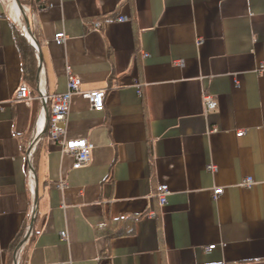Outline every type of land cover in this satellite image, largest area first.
I'll list each match as a JSON object with an SVG mask.
<instances>
[{
  "label": "crops",
  "instance_id": "obj_1",
  "mask_svg": "<svg viewBox=\"0 0 264 264\" xmlns=\"http://www.w3.org/2000/svg\"><path fill=\"white\" fill-rule=\"evenodd\" d=\"M22 1L15 19L0 0V264H264V0ZM71 77L105 92L101 113L73 94L55 125L93 146L79 169L35 138L39 80L53 97Z\"/></svg>",
  "mask_w": 264,
  "mask_h": 264
},
{
  "label": "built area",
  "instance_id": "obj_2",
  "mask_svg": "<svg viewBox=\"0 0 264 264\" xmlns=\"http://www.w3.org/2000/svg\"><path fill=\"white\" fill-rule=\"evenodd\" d=\"M126 21H128V19L123 17L116 19L117 23H123ZM64 41L65 35L62 32L57 33L54 36V43L56 45H62ZM260 69L264 70V66H262ZM73 94H79L83 99H85L90 105V108L93 112L101 113L104 111L105 92L103 90L81 92L79 79L71 77L68 81V91L64 94L52 97L48 96L45 93L42 81L39 80L37 84V95L39 100L42 102L43 108L36 124L37 128L35 138H37L44 132L45 128L49 123V118L47 119V121L45 119L46 111L48 108L50 112V130L52 140L58 142L61 145L63 153L72 156V158L74 159L73 169H79L88 162L93 146L86 139L67 140L65 138L64 130L57 129L55 127L56 123L62 122L66 119V116L69 112L71 97ZM14 97L16 101L28 103L32 98L31 90L25 83L20 84L15 91ZM205 104L207 110H214L216 108V104L209 97L205 98ZM47 115L49 116L48 111ZM236 136L240 138L242 136V133H239ZM33 146L34 144L32 143V145L28 149V158H30L32 155V152L34 150ZM31 180L32 175H30V183ZM252 185L253 181L251 179H245L241 183V186L244 188H250ZM222 194V188L213 191L214 197H218ZM168 195L169 191L167 186L161 184L157 185L156 198L161 206L167 204ZM61 238H65V234H61ZM214 248V245L208 246V248L205 249V252H211Z\"/></svg>",
  "mask_w": 264,
  "mask_h": 264
},
{
  "label": "trees",
  "instance_id": "obj_3",
  "mask_svg": "<svg viewBox=\"0 0 264 264\" xmlns=\"http://www.w3.org/2000/svg\"><path fill=\"white\" fill-rule=\"evenodd\" d=\"M20 4H23L22 0H18ZM14 43L20 54V59L22 62V75L24 79L34 80L36 77V72L38 71L36 52L30 46V43L24 38L19 29H14ZM49 123L44 130V134H48L50 130V115L48 116ZM105 230V229H104Z\"/></svg>",
  "mask_w": 264,
  "mask_h": 264
},
{
  "label": "water",
  "instance_id": "obj_4",
  "mask_svg": "<svg viewBox=\"0 0 264 264\" xmlns=\"http://www.w3.org/2000/svg\"><path fill=\"white\" fill-rule=\"evenodd\" d=\"M14 1H15V3H16L17 7H18L20 10H22V8H21V6H20L18 0H14ZM24 24H25V33H26L25 37H26V39L30 42V44L33 46V48L38 52V72H39V71H40V65H41V56L39 55L38 45H37V43L35 42V40H34V39L32 38V36H31V32H30V28H29V24H28V21H27V19H26L25 16H24ZM45 119H46V121H47V119H48V115H47V113H46ZM30 227H32V224L30 225ZM30 229H31V228H30Z\"/></svg>",
  "mask_w": 264,
  "mask_h": 264
},
{
  "label": "bare ground",
  "instance_id": "obj_5",
  "mask_svg": "<svg viewBox=\"0 0 264 264\" xmlns=\"http://www.w3.org/2000/svg\"><path fill=\"white\" fill-rule=\"evenodd\" d=\"M11 12H12V14H13V16H14L15 19H18L19 18V10H18L17 5L14 2L11 4Z\"/></svg>",
  "mask_w": 264,
  "mask_h": 264
},
{
  "label": "rangeland",
  "instance_id": "obj_6",
  "mask_svg": "<svg viewBox=\"0 0 264 264\" xmlns=\"http://www.w3.org/2000/svg\"><path fill=\"white\" fill-rule=\"evenodd\" d=\"M11 3V0H9V4Z\"/></svg>",
  "mask_w": 264,
  "mask_h": 264
}]
</instances>
